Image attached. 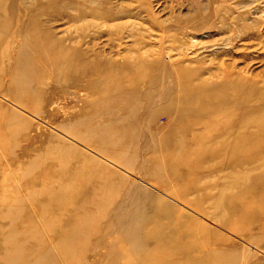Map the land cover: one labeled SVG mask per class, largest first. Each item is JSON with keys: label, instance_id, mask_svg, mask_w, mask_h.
I'll return each mask as SVG.
<instances>
[{"label": "rangeland", "instance_id": "rangeland-1", "mask_svg": "<svg viewBox=\"0 0 264 264\" xmlns=\"http://www.w3.org/2000/svg\"><path fill=\"white\" fill-rule=\"evenodd\" d=\"M16 1L7 4L16 10L19 31L7 39L0 33V264L15 216L19 235L35 233L39 242L27 244L26 252L48 250L52 264H66L57 251L58 225H46L59 207L43 201L67 189V197L81 193L94 204L79 211L99 225L88 237L85 264H264V134L258 128L264 115V0ZM35 24L41 38L77 47L78 57L65 77L51 67L32 81L29 95L21 91L16 99L10 93L14 61L22 32ZM163 67L173 76L187 71L192 83L204 85L188 111L203 97L228 90L219 101L228 97L227 104L212 112L228 117L229 132H211L218 128L206 127L202 118L188 129L181 151L173 145L166 151L147 132L155 135L176 117L154 120L148 107L140 111L142 123L132 125L97 108L113 102L101 86L106 72L155 78ZM146 82L128 84L138 94ZM168 89L175 93L172 85ZM196 116L190 114L201 119ZM129 135L139 142L124 139ZM155 165L161 169L151 173ZM72 174L88 177L89 184L76 188ZM135 186L149 190L155 206L169 209L165 218L158 212L147 217L145 240L134 251L124 237L122 208L126 190Z\"/></svg>", "mask_w": 264, "mask_h": 264}, {"label": "bare ground", "instance_id": "bare-ground-1", "mask_svg": "<svg viewBox=\"0 0 264 264\" xmlns=\"http://www.w3.org/2000/svg\"><path fill=\"white\" fill-rule=\"evenodd\" d=\"M18 1L19 0L16 2ZM7 2L8 0H0V12L2 15H0V33L4 34V38L19 31V26H13L16 10L12 7V5L9 6ZM39 25L40 24H35V26L26 28L22 32L24 39L21 44L23 45L20 50L18 49L17 61H14V64H17L14 67L15 78L11 82L13 91L10 92L16 99H19V93L21 91H25L29 95L32 91L30 89L32 81H36L38 78L43 77L51 67L56 69L59 68L58 71L61 72L62 77H65L67 75V70L73 67L78 57L79 51L77 50V47L63 45V42L54 40L53 38L47 37L43 34V38H41L38 34V32H40ZM2 39L3 38H1V40ZM7 49L8 47H5V51ZM2 51H4V49ZM186 72L187 71H183L185 74L173 76L171 74V70L163 67L160 74H158L155 78L150 77L146 72H136L134 75L106 72L101 86L104 88V91H107V99L109 98L110 100H113V102L107 103L106 105H100L97 108H102L109 116L116 115V117H121L125 119V123L132 125L142 123L143 116L140 115V111L147 110L148 107L149 113L154 120H157L160 115H164L168 119L176 117L170 119V121L168 120L167 123L164 124V129H159L155 135H152L151 132H147L148 136L146 135L148 139L149 137L153 138V140L158 139L163 146L166 147V151L169 150L167 147L168 145H173V149L177 152L181 151L184 144L183 138L187 136L188 129L192 127L191 125L194 126L196 124H200L202 118L205 119L204 124L206 127L209 123H211L213 126L218 128V130L212 129L211 132L220 131L219 134L229 132L227 124L230 123L226 121L228 117L221 112L216 115V112H212L214 110H219L227 104L228 97L227 101L224 103L219 104V101L222 99V95L224 93L226 94L228 90L218 91L217 94H212V98L203 97L202 104L197 105L196 103H193L190 107V111H188L189 104L192 103L193 98L197 97L196 94H203L204 85H196L192 83L191 75ZM144 78L148 79V82L142 84L141 86H146L138 94L133 93L134 91H132V87L128 84V82L138 81ZM170 85H172L173 93L175 90L174 94H169L171 90L168 89V86ZM227 86L230 87L228 84ZM179 89L185 91L186 95L182 96L184 93L181 94V96L177 94L176 92ZM37 95L38 94H35V96ZM201 107L205 108L202 113H200L201 111H198L199 109H202ZM190 114L193 116L201 115V119L191 118ZM263 117L264 115L258 118L259 133L262 134H264V122L261 120ZM175 121L177 122L173 127L179 131V133L176 134L178 135L177 137H175L176 135H174L172 128H169L171 122L173 124ZM105 123L109 125L111 124V121H106ZM164 134H166V136H163ZM247 135L240 134L239 136L250 137ZM104 137L105 131H102L100 138L103 139ZM130 138L135 140L139 139L136 138L135 135L124 136V139ZM145 139L146 137L144 140ZM153 140L151 141L153 142ZM101 144L103 143L101 142ZM188 153L189 152H187V154ZM185 158H190V156L186 155ZM159 159L161 158L159 157ZM160 169L161 166L155 165L152 168L151 173L160 171ZM152 177L156 180H162V176L160 174H156ZM69 180L74 182L76 188L84 184H89L88 177L78 180V178L76 179L72 174L70 175ZM68 191L69 189L53 193L46 201H43L46 206H48L47 201L55 202L60 211L53 216L54 218L52 220H50L51 217L48 218L46 225H58L60 239L57 243V251L66 264H85V252L90 247L88 237L90 234L93 235L97 232L99 225L97 221L92 220L90 214L85 213V215H79V211L81 209L86 207L84 211H87V207H94V204L87 201L81 193H79V196L77 197L79 199L67 197ZM151 196V192L142 186H135V188L129 187L128 190H126V200L123 203L127 205H124L122 208V212L126 220L125 222H122V224L128 229L124 237L134 251L138 247H141L142 241L145 240L147 234L146 222L149 218L154 219L155 212H158V217L165 218L167 215L166 211L169 209L166 206H164L163 209L158 208V205L155 206V203L152 202ZM100 197V195H96L94 199H99ZM70 202L76 203L77 206L70 207ZM148 209L152 210L150 215H147ZM65 217L67 218L66 220ZM10 221L11 224L8 228L9 236L5 240V245L1 247V264H52L50 260L51 255L48 250H43L41 253L36 254L34 252V248H32L29 253L26 252L27 244L36 241L37 236H35V233H31V235L26 233L28 237L24 238L21 234L19 235L21 231H19L18 228L20 223L18 217H12ZM157 232L158 231L156 229H153L151 231V236L156 237L155 233ZM163 237L165 238L166 235L162 236V239ZM167 239L170 240L171 238ZM38 243L39 242L36 241V244ZM138 257L141 260L147 258L145 254L144 256L140 254ZM25 258L29 259L25 260Z\"/></svg>", "mask_w": 264, "mask_h": 264}]
</instances>
